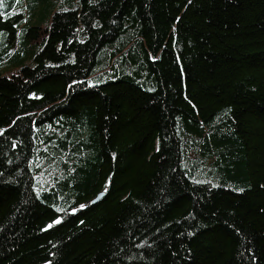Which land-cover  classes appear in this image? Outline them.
I'll return each mask as SVG.
<instances>
[{
  "label": "trees",
  "instance_id": "trees-1",
  "mask_svg": "<svg viewBox=\"0 0 264 264\" xmlns=\"http://www.w3.org/2000/svg\"><path fill=\"white\" fill-rule=\"evenodd\" d=\"M0 264H264V0H0Z\"/></svg>",
  "mask_w": 264,
  "mask_h": 264
}]
</instances>
